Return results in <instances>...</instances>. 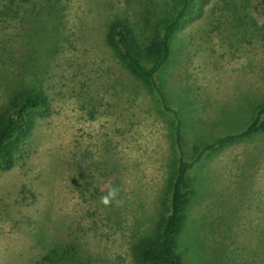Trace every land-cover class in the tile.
Segmentation results:
<instances>
[{
	"label": "rangeland",
	"instance_id": "1",
	"mask_svg": "<svg viewBox=\"0 0 264 264\" xmlns=\"http://www.w3.org/2000/svg\"><path fill=\"white\" fill-rule=\"evenodd\" d=\"M65 1L66 39L44 78L51 112L14 166L0 169V264H37L41 243L56 237L76 240L92 264H135L133 245L153 235L170 204L179 151L169 112L181 123L185 159L198 158L185 184L182 263L264 264V133L203 151L245 131L264 103V0L247 1L244 20L258 30L237 32L229 0H195L200 11L171 36L162 95L149 85L121 91L128 72L104 44L106 22L136 21L144 1ZM2 97L0 87V105ZM109 187L117 194L101 203Z\"/></svg>",
	"mask_w": 264,
	"mask_h": 264
},
{
	"label": "trees",
	"instance_id": "2",
	"mask_svg": "<svg viewBox=\"0 0 264 264\" xmlns=\"http://www.w3.org/2000/svg\"><path fill=\"white\" fill-rule=\"evenodd\" d=\"M139 1H144V9L140 8L141 15L136 21L133 17L118 16L106 22L104 44L111 50L116 63L128 72L123 82L129 81L131 85L120 83L121 91L138 93V88L147 89L149 85L162 95L157 79L170 55L171 36L185 24L192 9H200L195 0ZM229 1L231 3L227 2L224 9L234 19L233 30L237 29V32L246 26H254L258 30L251 18L244 20L250 7L248 0ZM145 11L154 12L156 21L149 23ZM65 12V0H0V27L3 28L0 29V87L3 90L0 105L1 170L13 167L21 158L22 145L31 135L37 120L51 112L44 78L66 39ZM115 85L111 83L112 87ZM169 113L173 115V124L168 135L179 151L176 165L174 163L175 174L168 182L170 204H163L153 235L140 238L133 245L135 264H183L177 254V238L186 219L183 209L190 194L185 189L187 174L198 158L190 162L185 159L181 123L177 114ZM263 116L264 103L257 108L245 131L220 138L217 143L206 145L203 151L216 144L224 145L264 133ZM39 236L41 240V232ZM41 245L43 255L37 264H92L93 259L83 255L78 242L70 237H56ZM215 257L210 258L212 264H218Z\"/></svg>",
	"mask_w": 264,
	"mask_h": 264
},
{
	"label": "clouds",
	"instance_id": "3",
	"mask_svg": "<svg viewBox=\"0 0 264 264\" xmlns=\"http://www.w3.org/2000/svg\"><path fill=\"white\" fill-rule=\"evenodd\" d=\"M116 189L109 187L107 193L100 197L101 203L107 204L110 198H114L116 196Z\"/></svg>",
	"mask_w": 264,
	"mask_h": 264
}]
</instances>
